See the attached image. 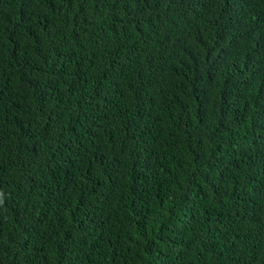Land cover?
Segmentation results:
<instances>
[{
  "label": "trees",
  "instance_id": "1",
  "mask_svg": "<svg viewBox=\"0 0 264 264\" xmlns=\"http://www.w3.org/2000/svg\"><path fill=\"white\" fill-rule=\"evenodd\" d=\"M0 264H264V0H0Z\"/></svg>",
  "mask_w": 264,
  "mask_h": 264
}]
</instances>
